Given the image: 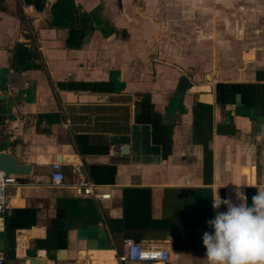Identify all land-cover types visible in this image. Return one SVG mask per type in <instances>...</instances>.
<instances>
[{"label":"crops","instance_id":"1","mask_svg":"<svg viewBox=\"0 0 264 264\" xmlns=\"http://www.w3.org/2000/svg\"><path fill=\"white\" fill-rule=\"evenodd\" d=\"M260 9L0 0V150L30 165L6 188L3 264H207L212 194L264 190V18L244 13ZM126 237L169 259L119 262Z\"/></svg>","mask_w":264,"mask_h":264},{"label":"clouds","instance_id":"2","mask_svg":"<svg viewBox=\"0 0 264 264\" xmlns=\"http://www.w3.org/2000/svg\"><path fill=\"white\" fill-rule=\"evenodd\" d=\"M235 200L212 194L215 215L206 221L211 231L201 237L207 264H264V190H256L249 204L236 187Z\"/></svg>","mask_w":264,"mask_h":264},{"label":"built area","instance_id":"3","mask_svg":"<svg viewBox=\"0 0 264 264\" xmlns=\"http://www.w3.org/2000/svg\"><path fill=\"white\" fill-rule=\"evenodd\" d=\"M61 162L54 161L50 164L51 172L49 182L53 186L61 185L65 182V175L61 169ZM17 183V175L0 171V231L3 228V212L6 207V188ZM69 184L78 190L79 194L90 195L94 198H107L109 193H99L94 191L92 181L84 173L74 172ZM124 250L117 254L116 259L122 261H166L169 259L168 250L161 246L141 243L132 238L123 239ZM3 257L0 256V264H3Z\"/></svg>","mask_w":264,"mask_h":264},{"label":"water","instance_id":"4","mask_svg":"<svg viewBox=\"0 0 264 264\" xmlns=\"http://www.w3.org/2000/svg\"><path fill=\"white\" fill-rule=\"evenodd\" d=\"M19 153V145L14 147V151L0 150V171L18 176L29 173L30 165L19 163L17 154Z\"/></svg>","mask_w":264,"mask_h":264},{"label":"rangeland","instance_id":"5","mask_svg":"<svg viewBox=\"0 0 264 264\" xmlns=\"http://www.w3.org/2000/svg\"><path fill=\"white\" fill-rule=\"evenodd\" d=\"M261 1V0H260ZM223 10V11H222ZM247 10V9H246ZM245 10V14L248 16V17H255V18H257L256 16H255V13H259L261 16L260 17H263L264 18V10L263 9H260L258 12L257 11H253V14L251 15L250 14V12L247 14V11ZM213 12H216V10L214 9L213 10ZM217 12H219V13H222V15H221V17H227V16H229V10L227 11L226 9L224 10V9H221V10H219V11H217ZM253 28H255V26H252V29Z\"/></svg>","mask_w":264,"mask_h":264}]
</instances>
